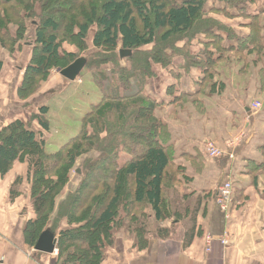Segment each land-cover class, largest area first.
<instances>
[{
    "label": "trees",
    "instance_id": "16d2710c",
    "mask_svg": "<svg viewBox=\"0 0 264 264\" xmlns=\"http://www.w3.org/2000/svg\"><path fill=\"white\" fill-rule=\"evenodd\" d=\"M257 2L261 6L255 11L245 7ZM55 8L58 11L54 16L51 11ZM31 16L35 29L33 52L18 89L21 99L35 93L34 83L47 76L50 68L64 69L75 61L72 54L59 53L60 43L69 39L81 47L92 27L96 28L94 47L111 51L119 42L120 48L131 51V56L126 64L115 60L107 76L105 72L95 78L91 75L99 98L85 111L78 131L57 149L47 150L41 133L29 126L33 119L41 132L48 131L46 107L38 109L31 121L16 120L0 130V176L11 169L14 161L27 163L26 181L34 218L24 229L25 243L34 248L55 215L54 225L49 227L57 238L55 264H100L122 227L121 211L131 220L128 229L138 249L145 248L149 238H167L173 224L180 220L192 228V238L193 226L205 210L209 195L185 194L189 186L187 166L176 161L174 137L162 118L163 108L169 105L193 115L197 120L190 116L194 124H201L198 119L202 117L218 130L227 129L230 116L237 117L238 109L227 115L224 106L221 104L219 110L220 101L215 100L227 90L226 81L220 79L222 63L236 67L243 75L259 67L256 74L260 85L257 100L253 101L260 103L261 109L264 107V0H0L3 49L13 52L18 48L27 30L25 20ZM55 17L64 24L61 30ZM233 19L240 20L239 26L246 32L239 33L225 22ZM11 26L17 27L14 35L8 31ZM197 38L202 47L193 53L191 46ZM148 46L152 49L146 50ZM179 57L185 71H199L195 93L172 97L169 86L170 101L157 102L147 96L144 90L147 81L155 77L157 65L167 71ZM2 66L0 59V71ZM248 113L244 112L245 116ZM238 124L235 120L234 126ZM102 133L105 136L100 140ZM209 133L204 130L205 136ZM97 142L101 144V156L87 162V175L79 189L56 204L67 186L71 167L96 148ZM117 148L128 156L120 165L112 163L108 156ZM261 151L264 157V145ZM198 152L199 149L194 154L196 159ZM104 167L110 170L108 177L95 179ZM253 167L264 170V160ZM22 181L17 178L13 186ZM14 195L11 193V198ZM231 203L232 198L229 211L221 210L225 217L230 215ZM63 220L69 228L58 230L57 224ZM167 223L171 226L167 227Z\"/></svg>",
    "mask_w": 264,
    "mask_h": 264
},
{
    "label": "crops",
    "instance_id": "0c3cea01",
    "mask_svg": "<svg viewBox=\"0 0 264 264\" xmlns=\"http://www.w3.org/2000/svg\"><path fill=\"white\" fill-rule=\"evenodd\" d=\"M225 22L239 33L246 32L239 26L240 20ZM90 31L88 39L91 42L96 28L92 27ZM197 42L198 38L192 43L193 53L202 47L201 42ZM29 63L28 60L23 65L22 74ZM182 64L183 60L179 57L167 71L161 70L157 65L155 77L147 81L145 94L157 102L170 101V86L172 97L181 94L193 95L196 90L194 81L199 76V71L195 68L185 71L181 68ZM220 66V79L226 81L227 90L222 96L216 97L215 100L220 101L218 108L221 110L224 106L223 110L227 115L229 111L238 109L237 117L230 116L227 129L218 130L202 117L198 119L201 124H194L193 115H187L183 110H175L169 105L162 112L174 137L176 161L187 166L189 186L185 194L209 195L206 197L205 210L197 217L193 226V237L189 235L192 228H187V221L183 220L173 224L172 233L167 238H149L143 249H138L131 238L120 234L116 236L114 245L105 252L100 264H264V170L253 167L264 160L261 151L264 145V111L261 109L254 112L248 109L251 102L257 100L256 90L260 83L256 73L259 67L251 68L248 74L243 75L229 64L222 63ZM14 70L13 60L9 63L3 62L0 71V130L16 120L24 123L31 121L38 109L46 107V119L59 129L54 126L52 131L57 133L62 130L69 133L72 129L75 133L85 111L99 98L98 89L95 86L94 89L90 88V82L93 83L91 76L83 79L88 83L87 93L83 90L85 83H64L63 77L51 76L48 85L39 92L21 99L18 89L22 77L16 75ZM48 90L52 94L43 100L42 92ZM216 102L215 104L218 103ZM262 102L264 105V97ZM231 103L234 105L231 106ZM244 112L249 113L245 116ZM194 119L197 121L195 117ZM235 120L240 122L237 127L234 126ZM32 129L41 132L37 123L36 129ZM204 130L210 133L205 136ZM241 135L240 142L234 149L226 148L232 139ZM65 137H54L56 148L63 144ZM209 138L226 152L223 157L210 159L205 155L203 145ZM198 149L200 154L199 159H196L194 154ZM231 152L233 159L228 155ZM27 170L26 162L14 161L11 169L4 176H0V264H55V254L35 252L25 243L24 229L34 218L29 198L30 187L26 181ZM17 178H23V181L14 187ZM225 182L232 184L229 218L221 212L215 199L217 188ZM11 193L15 194L12 198ZM170 226L167 223V227ZM207 237L215 242L210 256L205 251ZM222 238H226L228 242L225 247L216 243Z\"/></svg>",
    "mask_w": 264,
    "mask_h": 264
},
{
    "label": "rangeland",
    "instance_id": "374dc122",
    "mask_svg": "<svg viewBox=\"0 0 264 264\" xmlns=\"http://www.w3.org/2000/svg\"><path fill=\"white\" fill-rule=\"evenodd\" d=\"M64 5H66V3H64ZM259 6H261L260 2H257L255 6L245 5L247 10H249V11H255V9L257 10L259 8ZM57 11L58 10L55 8L51 12L55 16ZM59 18L55 17L54 21L60 26V30H61L62 27L64 26V24H62V20H60L61 18L60 19ZM32 20H34V17H32V16H31V18L29 17V18H27L25 20V25L27 26V30H26L24 38L20 39L19 46H18V48L16 47L15 51H13V52L7 51V50L3 49L0 46V59L3 62H6V63H9L10 60H13L15 62L14 73L16 75L18 74L19 77L21 76L22 79H23L24 73L22 74V70L21 69L23 68V65L28 60L31 61V58H32L31 57V53L33 52V50H32L31 46H32V43H33V40H34L33 39L34 38L33 35H34V32H35L34 27L31 25V21ZM262 20L264 21V16H263ZM16 29H17V27L11 26V27L8 28V31H10V33L12 35H14ZM88 36H89V32H88V34H87V36H86V38L84 40V44L81 47L79 46L77 41H70L68 39V40H64V41H62L60 43L61 44V46H60L61 48L59 50V53H61L62 55L66 56L67 54H72L73 58L75 60L81 58V59H84L86 61L85 67L79 73V75L76 77L75 81L70 82V81H67L66 79L63 78V80L65 81L64 83H66V81L70 82V83L74 82L75 85H81V84L83 85V83H85V88L83 89L84 93L88 92V88H87L88 83L85 80L88 79L89 76L92 75V76H94L93 78H95L96 75H98L101 72H105L106 76H107L109 70L112 69L113 63H114L115 60H116V62L121 60L118 63H120L122 65L123 63L126 64L125 60L127 59V58L121 59L119 57V50L122 49V48H120L121 44L119 42H118V45H117L116 49L111 50V51H107L104 48H96V47H94L92 45V41L91 42L89 41ZM6 41L8 42V40H6ZM8 45H10V44H7V46ZM147 49H152V48H151V46H148L146 48V50ZM146 50H143V51H146ZM28 54H29V58H28ZM74 59H72V61ZM61 69H63V68H61V67L60 68H52V69L50 68L48 70L49 74L47 73V76L44 75L42 79L40 78L39 81H36V83H34L33 88L35 87V85H37V89L35 90V93L39 92L40 89H42L43 87L48 85V83H49L48 81L51 80V76L62 78L59 75V73H58V70H61ZM16 71H17V73H16ZM83 79H85V80H83ZM250 79H251V77H250ZM77 83H79V84H77ZM101 85L105 86L106 82L102 83ZM94 86L96 87L95 89L97 90L98 89L97 85L90 82V88L94 89ZM48 91L42 92V94H44L43 100L46 99L49 95L52 94V91L51 92L50 91L48 92ZM98 91H99V89H98ZM251 103H254V101L251 102ZM232 105H234V104L231 103V106ZM262 109H264V107H262ZM162 118L165 120V115L164 114L162 115ZM70 120L72 121L73 119H70ZM36 123H37V121H33V119H32L31 123H29L30 128L34 127L36 129ZM167 124L169 125V123H167ZM54 126L55 125L53 124V122H50L49 123V128H48V130L50 132L49 133H48V131L47 132H40L41 133V137H42V139L44 141V144L46 143V149L49 150V151L57 149L56 148V144H54V142H53L54 141V137L60 136V135H64V136H66L65 137L66 138L65 141H66L67 138L72 137L73 134L76 133V132L73 133V130L71 128H70L71 132H69V133H64L62 130L58 131L57 133H55L56 131H52ZM55 127L58 129L57 126H55ZM86 130L89 133H92V129L90 127H87ZM104 136H105V133H102L100 135L99 139L101 140L102 138H104ZM65 141L62 140V142H65ZM109 142L110 141L108 140V143ZM97 143H96V145H97L96 148L91 150V152L81 156L76 161V163L71 167V170L68 173L69 175H68L67 186L62 190L61 194L58 196L56 204H60L61 202H64L69 194L74 193L76 190L79 189V187L81 186V184L83 182L84 177L87 175V165H88L87 162H94L95 160H97L101 156V151H99V148H100L101 144H100V142L98 144ZM113 153H115V154H113ZM113 155L116 156V158H117V159H115L116 161H114ZM108 156H109L110 161L112 163H116L117 165L122 164L123 163L122 161H124V159H126V157H128L125 153H123L122 149H119V148H117L114 152H111V153L109 152ZM109 171L110 170H108V167H104L102 171L100 169L99 172H97V176H95V179H100V178H103L104 176H106V178H107L108 174H109ZM91 185H93V183ZM29 191H30V189H29ZM30 201H31V198H30ZM55 218H56L55 215L51 216V222H49V224H48L49 226H48L47 229H49L50 226L54 225ZM119 218H120L122 227L118 230V233L116 234V236L118 237L121 234V235H124L125 237H129V238H131L133 240V235L130 234L131 230L129 231V229H128V227H130V225H131L130 224L131 220H129L126 217V215L124 214L123 211L120 212ZM57 225L59 226L58 230L59 229H67V228H69V226L67 225L65 220H63L61 222V224L58 223ZM127 232H129L128 235H126ZM31 249H33V248H31ZM54 254L56 255L55 259H57L58 250H57L56 247H55Z\"/></svg>",
    "mask_w": 264,
    "mask_h": 264
},
{
    "label": "built area",
    "instance_id": "2783aa9c",
    "mask_svg": "<svg viewBox=\"0 0 264 264\" xmlns=\"http://www.w3.org/2000/svg\"><path fill=\"white\" fill-rule=\"evenodd\" d=\"M250 108L252 111L256 112L261 109V104L254 102L251 104ZM241 137L242 135L232 139L228 143L226 148L234 149L240 142ZM203 150H204L205 155L208 156L209 158H218L226 154L224 150L219 149L218 147L215 146L214 143H211V142H206L203 145ZM228 155L230 159H233L234 155L232 152L228 153ZM231 188H232L231 183L225 182L224 184L220 185L216 191V203L219 205L220 209L225 212L229 211V204L231 201ZM229 217L230 216L226 214V218H229ZM216 243H218L221 247H225L227 246L228 242L226 238L225 239L222 238ZM214 244L215 242L212 240V238L207 237V247L205 251L209 256L212 255L213 253Z\"/></svg>",
    "mask_w": 264,
    "mask_h": 264
},
{
    "label": "water",
    "instance_id": "95a60500",
    "mask_svg": "<svg viewBox=\"0 0 264 264\" xmlns=\"http://www.w3.org/2000/svg\"><path fill=\"white\" fill-rule=\"evenodd\" d=\"M131 56L130 50L120 49L119 57L121 59ZM86 61L84 59H76L73 63L62 70H58V73L61 77L67 81H75L76 77L85 67ZM57 244V238L55 234L50 230L43 231L38 237L33 250L38 253H44L48 255H53L55 252V247Z\"/></svg>",
    "mask_w": 264,
    "mask_h": 264
},
{
    "label": "bare ground",
    "instance_id": "6f19581e",
    "mask_svg": "<svg viewBox=\"0 0 264 264\" xmlns=\"http://www.w3.org/2000/svg\"><path fill=\"white\" fill-rule=\"evenodd\" d=\"M231 198H232V188H231Z\"/></svg>",
    "mask_w": 264,
    "mask_h": 264
}]
</instances>
